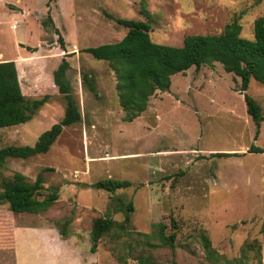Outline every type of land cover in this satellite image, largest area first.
I'll return each mask as SVG.
<instances>
[{"label":"rangeland","instance_id":"374dc122","mask_svg":"<svg viewBox=\"0 0 264 264\" xmlns=\"http://www.w3.org/2000/svg\"><path fill=\"white\" fill-rule=\"evenodd\" d=\"M260 16L264 0H0V61L15 60L28 99L50 94L32 119L0 128V148L34 146L63 118L66 99L53 86V72L64 56L82 111V120L64 127L48 152L7 159L0 169V175L20 171L32 180L41 173L44 194L58 186L59 200L41 213L15 214L1 204L0 219L60 228L68 221L77 243L67 251L70 264H140L139 255L162 264H264V151H249L264 148V120L258 133L241 78L220 62L193 66L173 75L170 89L158 91L146 111L127 121L109 63L83 51L126 35L115 18L144 20L153 41L179 46L188 35L220 33L234 19L241 35L253 38ZM86 73L96 92L84 81ZM247 91L264 113V84L251 79ZM108 177L132 182L114 195L133 201L135 210L130 232L114 228L92 252L93 219L124 218L110 207L112 194L93 186ZM160 222L167 234L176 232L174 248L156 238ZM203 239L211 240L215 260Z\"/></svg>","mask_w":264,"mask_h":264},{"label":"trees","instance_id":"16d2710c","mask_svg":"<svg viewBox=\"0 0 264 264\" xmlns=\"http://www.w3.org/2000/svg\"><path fill=\"white\" fill-rule=\"evenodd\" d=\"M113 17V16H112ZM128 31L119 41L103 43L98 46L86 47L83 51L91 53L95 58L106 60L116 75V89L121 107L125 112V120L133 121L147 110L150 98L158 91H167L172 84V76L184 73L191 67L200 69L204 65L213 66L215 62L223 64L227 72L235 73L241 78L240 90L248 114L260 131L264 113L261 104L248 93L251 79L264 84V16H260L254 23V37L241 35L242 25L237 19L227 23L220 33L194 34L185 37L182 45H169L152 40L151 26L144 20L115 18ZM52 21V19L50 18ZM59 40L64 50L65 40ZM71 67L64 56L53 72V86L66 99L63 118L49 130L44 131L34 146L6 145L0 148V169L5 167L7 159H28L36 154L46 153L64 130L82 120V111L75 96L73 85L68 78ZM90 89L96 92L93 78L83 75ZM50 94L41 98L28 99L21 86L18 69L14 60L0 61V128L19 125L32 119L38 109L48 101ZM249 151L263 152L264 148L252 146ZM232 153L216 152L214 156H226ZM131 181L112 177L102 178L93 183L97 189H104L112 194L110 207L124 213L122 221L115 220L110 215L98 216L93 219L91 228V251L95 252L100 239L118 228L128 233L131 213L135 210L133 201L125 202L121 196L114 195L119 188H128ZM44 178L38 174L35 180L20 171L12 175H0V205L7 203L13 213H41L49 210L59 200V187L53 186L45 191ZM68 221L60 228V233L67 238ZM158 233L156 238L164 246H176V232L167 234L166 224H156ZM172 226L177 222L172 218ZM147 237L150 234L138 232ZM153 247L156 244L147 241ZM207 257L215 260V248L210 239H203ZM140 264H162L152 256H136ZM171 264H178L173 259Z\"/></svg>","mask_w":264,"mask_h":264},{"label":"crops","instance_id":"0c3cea01","mask_svg":"<svg viewBox=\"0 0 264 264\" xmlns=\"http://www.w3.org/2000/svg\"><path fill=\"white\" fill-rule=\"evenodd\" d=\"M76 245L74 235L63 237L55 225L27 226L14 218L0 219V264H9V256L13 264H70L66 254Z\"/></svg>","mask_w":264,"mask_h":264}]
</instances>
